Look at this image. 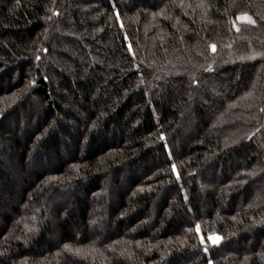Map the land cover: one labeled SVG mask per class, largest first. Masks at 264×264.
I'll list each match as a JSON object with an SVG mask.
<instances>
[{"label": "trees", "instance_id": "obj_1", "mask_svg": "<svg viewBox=\"0 0 264 264\" xmlns=\"http://www.w3.org/2000/svg\"><path fill=\"white\" fill-rule=\"evenodd\" d=\"M0 264H264V0H0Z\"/></svg>", "mask_w": 264, "mask_h": 264}, {"label": "rangeland", "instance_id": "obj_2", "mask_svg": "<svg viewBox=\"0 0 264 264\" xmlns=\"http://www.w3.org/2000/svg\"><path fill=\"white\" fill-rule=\"evenodd\" d=\"M246 14H238L236 17H235V25L238 23V22H242L240 20H237V17H241V16H245ZM248 16V15H246ZM250 17V16H248ZM247 97L245 96H242L240 99H238V101L235 103V104H232V105H229L228 108L226 110H224L223 114L220 115L218 118L215 119V121L213 122V124L211 125V127L207 130V133H217V134H222L224 136H229L228 132H225L226 130V127L225 125L228 124V123H231L233 121V116L235 117H239L240 122L244 121L242 120L243 117L245 116V114H247V110H250L249 108V100L246 99ZM235 105V106H234ZM252 108V107H251ZM232 112V113H231ZM251 112V111H249ZM235 114V115H233ZM241 114V115H240ZM14 121V120H13ZM16 126V122H13ZM17 131H18V135L20 136V139H24V138H21L22 133H21V130L22 128L17 126ZM237 131H236V135H233V136H227L225 139V142H228L230 143L231 141H234L236 139H238L237 137L239 136V132L241 133L242 132V129H241V126L240 124H237L236 126ZM240 128V129H239ZM15 171V169H14ZM218 200H221V198H219L218 196ZM100 203L99 200L98 202L95 201L93 202L92 204V210L94 211L95 214H99L102 210L100 209ZM99 216V215H98ZM101 229H105V227H100ZM210 236H218L217 234H211ZM219 237V236H218Z\"/></svg>", "mask_w": 264, "mask_h": 264}, {"label": "snow or ice", "instance_id": "obj_3", "mask_svg": "<svg viewBox=\"0 0 264 264\" xmlns=\"http://www.w3.org/2000/svg\"><path fill=\"white\" fill-rule=\"evenodd\" d=\"M237 20H240V21H242V22H244V21H246V22H248V23H255V21L254 20H252V18L251 17H248V16H241V17H237ZM237 30H239V29H237ZM212 47V50L213 51H215V45H212L211 46ZM197 227H199V226H197ZM209 239L213 242V243H217L218 241H219V237L218 236H209Z\"/></svg>", "mask_w": 264, "mask_h": 264}]
</instances>
